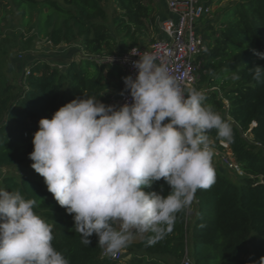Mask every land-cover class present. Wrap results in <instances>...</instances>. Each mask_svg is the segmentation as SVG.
Returning a JSON list of instances; mask_svg holds the SVG:
<instances>
[{"label": "trees", "instance_id": "1", "mask_svg": "<svg viewBox=\"0 0 264 264\" xmlns=\"http://www.w3.org/2000/svg\"><path fill=\"white\" fill-rule=\"evenodd\" d=\"M220 1L203 0L207 6ZM33 8L54 14L45 34L51 46L75 44L81 54L61 64L36 59L29 75L23 71L18 82L1 89L0 188L36 201L35 213L52 226V244L70 264H116L100 257L95 234L89 245L81 242L73 216L32 167L20 175L2 173L1 168L31 166L29 154L41 118L51 119L60 107L83 96L107 105L106 91L124 89L122 70L102 60L115 41L106 25L107 11L112 10L114 34L137 46L135 35L149 32L152 0H0V12L19 14L25 25ZM215 14L212 21L202 17L198 22L202 49L196 58L197 80L187 88L203 90L205 102L231 123L233 138L226 143L243 174L232 172L235 178H229L213 167L214 185L197 190L191 208L177 215L173 230L162 240L149 246L140 238L125 248L127 264H183L185 257L190 264H264V70L258 81L252 69L264 68V59L255 54L264 53V0H227ZM233 72L238 80L231 78ZM209 136L219 146L222 140L215 129ZM144 190L167 196L170 187L161 179Z\"/></svg>", "mask_w": 264, "mask_h": 264}, {"label": "clouds", "instance_id": "2", "mask_svg": "<svg viewBox=\"0 0 264 264\" xmlns=\"http://www.w3.org/2000/svg\"><path fill=\"white\" fill-rule=\"evenodd\" d=\"M130 55H139L132 62L137 73L122 77L120 93L130 102L73 99L39 120L29 154L47 190L73 216L81 242L89 245L95 234L110 256L137 237L151 246L169 234L197 190L215 183L209 133L215 129L224 142L233 138L231 123L205 102L203 90L185 88L155 53L133 48ZM252 69L259 81L264 68ZM161 179L170 187L167 196L144 190ZM35 205L18 190L0 188V264H70Z\"/></svg>", "mask_w": 264, "mask_h": 264}, {"label": "rangeland", "instance_id": "3", "mask_svg": "<svg viewBox=\"0 0 264 264\" xmlns=\"http://www.w3.org/2000/svg\"><path fill=\"white\" fill-rule=\"evenodd\" d=\"M163 0H152V6L154 7V16L150 22L149 32L144 35H135L136 41L134 45L147 44L157 39L163 38V35L159 29V22L164 18L163 11L165 10ZM227 4V0H221L217 4L211 5L212 11L206 17L207 20L212 21L215 17V11L217 8H221ZM42 14H39L37 9L33 8L30 12V22L25 25L26 19H23L19 14L6 11L0 12V91L7 83H16L21 77L26 64L25 58L31 60L38 59L45 61L51 57L53 58L57 52L56 47L51 46L46 41V31L53 24L54 14L48 8H42ZM50 13V16L47 15ZM112 10L109 8L107 11L106 25L111 35H114L115 41L112 42L113 50L108 55L119 53L122 50H126L131 47V40L128 38L122 39L121 35L114 34L113 26L110 23V17ZM166 18V17H165ZM134 40V39H133ZM61 53L66 56L58 57V59H51V64L64 63L69 57L80 56L79 47L75 44L64 43L59 45ZM58 46V47H59ZM69 51L70 53H67ZM59 53V52H58ZM46 58V59H45ZM33 60V62H34ZM32 62V63H33ZM37 70V66L34 67ZM225 174L229 178H235L234 173L228 170L225 165L222 168ZM30 163L3 167L2 173L12 172L16 175L30 171ZM137 237L133 242L138 241ZM128 256L125 249L122 250V259L116 261V264H127Z\"/></svg>", "mask_w": 264, "mask_h": 264}, {"label": "built area", "instance_id": "4", "mask_svg": "<svg viewBox=\"0 0 264 264\" xmlns=\"http://www.w3.org/2000/svg\"><path fill=\"white\" fill-rule=\"evenodd\" d=\"M169 16L159 22V29L163 38L154 40L147 44L129 47L113 55H106L102 60L117 65L124 76L132 75L135 77L137 70L132 62L139 60V55H130L131 49L143 54L144 52L155 53L159 61L164 62L169 70L182 79L185 88L195 84L197 80L196 58L202 49L201 36L197 32L198 22L202 17H207L212 7L207 6L203 0H164ZM158 61V62H159ZM29 67L24 70L25 75H29ZM130 96L127 93L124 96L108 101L107 105L119 107L126 102H130ZM214 156L217 157L225 167L242 175L243 171L236 163L229 146L224 141H219V146H214ZM101 258L120 261L122 251L115 256L106 254L103 250L100 253ZM183 264H190V260L185 257Z\"/></svg>", "mask_w": 264, "mask_h": 264}, {"label": "crops", "instance_id": "5", "mask_svg": "<svg viewBox=\"0 0 264 264\" xmlns=\"http://www.w3.org/2000/svg\"><path fill=\"white\" fill-rule=\"evenodd\" d=\"M163 2H164V0H163ZM164 4V7H165V10L163 11V14H164V18L165 17H167V16H169V13H168V11H167V9H166V6H165V2L163 3ZM59 46V45H58ZM57 46V48H56V50H55V52H57L56 53V55H54L53 56V58L51 57V59L52 60H54V59H58V57H61V56H66V54H62L61 53V47L59 46L58 47ZM59 52V53H58ZM67 53H70L69 51H67ZM72 57V56H71ZM71 57H69V58H71ZM46 59V58H45ZM51 59L50 58H48V59H46V61L48 62H51ZM33 57L31 58V60H29L28 58H25V64H26V67H29L30 66V64L33 62ZM58 64H61V63H58ZM26 67H25V69H26ZM24 69V70H25ZM123 91V90H122ZM120 93H121V91L120 92H118V91H114V90H109V91H106L105 92V96L109 99V100H111V99H114V98H117V97H119L120 96ZM212 166L213 167H215L216 169H217V171H219V172H224V170L222 169L223 168V166H224V164L217 158V157H215V156H213V159H212Z\"/></svg>", "mask_w": 264, "mask_h": 264}]
</instances>
